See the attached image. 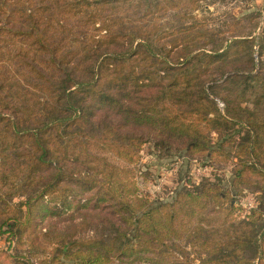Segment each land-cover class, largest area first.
Here are the masks:
<instances>
[{
  "label": "trees",
  "instance_id": "16d2710c",
  "mask_svg": "<svg viewBox=\"0 0 264 264\" xmlns=\"http://www.w3.org/2000/svg\"><path fill=\"white\" fill-rule=\"evenodd\" d=\"M181 1L0 0V264H264L263 209L236 221L227 194L190 179L150 203L108 158L135 163L152 135L203 154L236 124L233 184L264 193V30L223 46L202 24L161 29ZM223 78L242 86L233 101L260 90L255 109Z\"/></svg>",
  "mask_w": 264,
  "mask_h": 264
},
{
  "label": "rangeland",
  "instance_id": "374dc122",
  "mask_svg": "<svg viewBox=\"0 0 264 264\" xmlns=\"http://www.w3.org/2000/svg\"><path fill=\"white\" fill-rule=\"evenodd\" d=\"M194 1L182 0L180 8L171 9L162 14L157 13L155 20L157 19L158 26L165 31L172 32L179 27L202 24L200 28L211 30L217 35L219 41L216 42L223 43V46L227 45L231 39L238 37L249 36L258 42L259 36L264 30V0ZM225 39L227 41L223 42ZM254 49L257 50L258 46H255ZM205 50L212 51L208 46L205 47ZM5 52L0 59L9 61L5 60L7 59L4 55ZM254 56H257V53ZM11 57L12 53L9 52V58ZM11 62L14 63L16 60L12 58ZM209 84L212 85V83ZM219 84L222 86L215 88L222 96H227L232 101L240 96L242 86L239 82L232 80L225 82L223 78ZM260 94V90H248L244 98L235 99L233 102L239 101L234 104L239 105L241 110L244 109L246 115L248 111L255 109L254 102ZM258 100L260 115L264 118V100L262 98ZM216 101L218 107L224 112L226 109L224 100L218 98ZM237 108L232 109L231 112L236 113ZM232 128L228 133L210 132L212 147L210 151L203 154H189L175 147L171 149L158 147L156 139L152 135L143 143L139 151V159L135 163L128 165L113 155H108V158L120 167L131 169L140 196L148 199L150 203H156L159 200H172L176 192L191 186L188 184L189 179L196 184L201 181L216 184L223 196L228 195L224 206L228 207L229 204H233L235 206L233 217L236 221H240L246 219L245 217L256 209L261 208L264 211V193L255 187L259 186V183L245 186L242 191H239L238 187L233 184L239 166V159L235 155L239 151V134L242 128L236 124L232 125ZM252 178L257 182L260 180L254 176ZM14 201L17 202L18 199H14ZM211 206L212 209L214 206L213 204ZM180 243L185 246L190 258H193L194 249L192 246H189L185 240ZM8 246L9 239H7V235H3L0 237V249L8 250ZM199 263L200 261L196 260V264ZM38 264L41 262L38 261Z\"/></svg>",
  "mask_w": 264,
  "mask_h": 264
}]
</instances>
